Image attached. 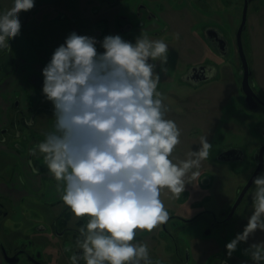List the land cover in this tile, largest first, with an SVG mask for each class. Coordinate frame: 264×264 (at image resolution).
Returning <instances> with one entry per match:
<instances>
[{
    "label": "clouds",
    "instance_id": "obj_1",
    "mask_svg": "<svg viewBox=\"0 0 264 264\" xmlns=\"http://www.w3.org/2000/svg\"><path fill=\"white\" fill-rule=\"evenodd\" d=\"M34 6V0H14L0 13V49L10 48L9 41L20 35L19 13ZM168 52L163 40L143 34L133 43L119 34L98 41L73 31L42 69V93L52 104L54 124L29 153L42 155L74 216L88 217L76 240L82 255L73 254L71 264L81 259L85 264H154L148 245L133 242L137 231L151 233L168 222L162 190L179 197L209 158L212 145L206 136L186 159L173 156L181 130L166 118L169 109L157 91ZM253 185L252 214L242 233L226 244L229 257L241 242L264 232V173ZM245 254L253 264H264V241L250 244Z\"/></svg>",
    "mask_w": 264,
    "mask_h": 264
},
{
    "label": "flooded vegetation",
    "instance_id": "obj_2",
    "mask_svg": "<svg viewBox=\"0 0 264 264\" xmlns=\"http://www.w3.org/2000/svg\"><path fill=\"white\" fill-rule=\"evenodd\" d=\"M6 2L8 7L0 1V13L10 9L14 0ZM34 3L35 6L31 10L19 13L20 35L9 41L10 48L0 49V104L5 105L0 106V145L9 149L6 152L0 149V157L6 155L9 159L6 166L4 164L5 167H1L0 162L1 178L6 179L11 175L10 167L13 163H19L21 148H27L29 151L42 142L43 133L50 130L54 124L52 104L42 93V69L50 61L54 50L63 44L73 31L81 35L85 28L93 27L97 28L93 37H96V32L100 33V37L97 35L99 39L119 34L126 41L133 43L140 34L147 35L152 40L161 39L169 48L167 71L161 73V78L167 77L168 81L175 79V83L183 81L197 89L202 88V84L220 77L224 71L222 65H215L211 58L214 53L222 58L229 53V39L220 29L225 20L214 19L215 13L228 18V6L220 5L218 1L217 5L220 7H215V0H53L40 5L34 0ZM183 17L184 21L185 17L191 19L189 28L194 37H191L190 43L195 44V47L182 41L180 32ZM39 22L41 27L37 25ZM194 24L199 31L193 28ZM97 46L98 51L103 52L100 45ZM195 50L199 53L196 60H183V55L195 57ZM155 63L156 71L159 72V61ZM238 74L242 79L241 67L238 68ZM250 80L257 96L264 101L258 91V85L253 81L252 71ZM243 97L245 103V96ZM263 107L260 103L256 113H260ZM30 120L34 121L31 126L27 123ZM258 129L263 141L256 146L255 151L264 145V130L261 127ZM232 147L235 146L219 150L217 158L231 162L234 167H244L242 161L246 156L243 150L242 158L241 153L229 154L225 156L226 160L220 157L224 150ZM26 157L31 161L29 165L38 173L48 170L45 164L36 161V158L42 159V155L37 157L28 153ZM256 166L255 161L253 171L239 185L234 202ZM262 173L264 169L258 176ZM253 186L252 184L229 219L227 217L234 202L228 209H220L219 212L203 210L191 218L177 215L168 220L169 222L175 218L182 223H189L207 213L210 218L202 233L181 235L172 231L167 222L161 226L160 231L147 232L142 238L136 236L133 242L148 240L152 243L150 246H153L155 254L150 255V258L154 264H253L250 256L242 255L240 251L233 252L231 257L227 255L225 232L224 228H221L235 225V215L245 200L237 216V224L240 227L244 224L242 219H245L248 206L252 205V202L247 204L246 200L255 190ZM38 202L41 207L44 205L48 212L49 208L53 207H60L61 211L46 221L45 215L40 218L38 214L41 213L40 210L43 211L42 208L36 211L30 207V220L26 218L21 221V211L15 206L12 197L0 195V264H71L70 258L73 254L82 255V250L76 246V240L80 235L79 228L86 225L88 217L77 218V226H71L69 221L74 214L62 200L59 201L62 202L59 206H56L55 202ZM165 236L171 245L168 250L166 247L163 249L165 256H162L158 253V244L161 240L166 242ZM257 238L256 243L264 241V236L257 235ZM53 250L63 253L54 257ZM78 264H85V261L81 259Z\"/></svg>",
    "mask_w": 264,
    "mask_h": 264
},
{
    "label": "rangeland",
    "instance_id": "obj_3",
    "mask_svg": "<svg viewBox=\"0 0 264 264\" xmlns=\"http://www.w3.org/2000/svg\"><path fill=\"white\" fill-rule=\"evenodd\" d=\"M217 1L222 6L227 5V12H229L228 18L221 17V14L216 15L215 13L214 15V19L225 20L220 29L228 37L230 43L229 53L224 58L217 56L215 53L211 55L213 63L217 66L222 65L224 68L221 75L219 74L220 77L218 76L216 79L202 84V88L199 89L183 81L178 83H175V79L168 81V78L165 77L160 79L157 87V91L162 93L163 101L169 109L166 118L174 120L181 130V143L173 153L176 160L186 159L190 148L193 151L199 150L201 136H206L208 143L212 145L209 150L208 160L203 161L199 169L200 175L190 179L191 183L185 185V190L179 197H173L167 189L162 190L161 199L170 217L183 215L185 218H191L203 210L219 212L220 209H228L235 200L239 185L253 171L255 163L253 155L256 146L263 141V138L259 136L260 129L258 128L261 127L264 130V107L260 113L251 112L245 106L244 97L240 91L241 77L238 74V68L241 67V62L235 35L241 22L244 0H223V2L222 0H215V7ZM185 18L186 22L183 17L181 23L180 33L182 41H186V43L195 47V44L190 43L193 36L191 28H189V20L191 19ZM37 25L41 27L40 22ZM193 28L199 31L196 24H194ZM95 29L97 28H85L81 35L92 36L95 34ZM96 33L100 37V33ZM97 35L95 38L98 41H102L103 39L97 38ZM243 44L246 57L252 68L253 81L258 85V91L264 100V0H253L249 4L247 28L243 32ZM196 55H199L198 50H195V57L189 58V56L183 55L182 58L184 61H194L199 57ZM45 115L48 116L50 114ZM52 118L54 119V117ZM229 146H235L244 151L246 156V159L242 161L244 167H234L231 162L217 158L216 154L218 151ZM254 191L246 200V202L248 201L247 204L252 202L251 197ZM244 203L245 200L235 215V225H232L234 228L231 225L229 228L221 226L225 232V239L223 238L225 245L234 239L236 234L242 233L248 218L252 214V205H249L245 219L244 217L242 219L244 224L241 227L237 224V216ZM49 210L46 213L44 210L40 211L41 213H38L39 217L42 218L45 215L47 221L51 219L52 215L61 211L60 207L49 208ZM209 218L207 213L200 215L196 221L189 223H182L180 220L172 218L168 222V227L175 233H180L181 235L190 233L189 235L191 236L194 233H202L204 225L208 223ZM76 219L77 217L74 215L70 218L69 223L71 226H77ZM161 226L163 225L154 230L156 232L160 231ZM145 233L147 232L137 231L136 236L142 238ZM257 235L262 237L264 232L258 230L246 243L241 242L235 253L240 251L242 255H245V249L250 244L257 242ZM164 238L166 242L161 240L158 244V253L162 256H165L162 253L163 249L166 247V250H168L171 245L168 238L166 236ZM139 242L148 245L150 255L155 254L153 246H150L152 244L150 241L142 240ZM167 244L169 246H166ZM62 253L61 251L53 250L54 257L61 256Z\"/></svg>",
    "mask_w": 264,
    "mask_h": 264
},
{
    "label": "crops",
    "instance_id": "obj_4",
    "mask_svg": "<svg viewBox=\"0 0 264 264\" xmlns=\"http://www.w3.org/2000/svg\"><path fill=\"white\" fill-rule=\"evenodd\" d=\"M0 1L4 6L8 7L6 0ZM52 1L53 0H36L35 2L37 5H40ZM0 106L5 107V105L1 104ZM0 149L4 150V152L9 151L4 145H0ZM20 152L19 163H13L10 167L12 169L11 175L6 179L0 176V195H9L12 197L15 206L21 211V214H19L21 221H25L26 218L30 220V207L36 211L42 208L45 212H48L47 208L43 207L44 205L42 207L40 206L41 203L38 202L39 200L42 204H45V202H55L56 206H59V203L62 202H59L61 201V194L56 190L58 182L52 174L48 170L43 173H38L29 165L28 158L26 157L29 153L27 148H21ZM8 160L6 155L3 157L1 156V167H3L4 164L6 166ZM36 161L39 164H44L43 158H36Z\"/></svg>",
    "mask_w": 264,
    "mask_h": 264
},
{
    "label": "water",
    "instance_id": "obj_5",
    "mask_svg": "<svg viewBox=\"0 0 264 264\" xmlns=\"http://www.w3.org/2000/svg\"><path fill=\"white\" fill-rule=\"evenodd\" d=\"M253 0H244L243 2V7H242V16H241V22L238 26V29L236 31V45H237V50L238 54L240 57L241 61V74H242V79H241V84H240V91L242 94L245 96V104L247 108L250 111L256 112L258 111L259 104L264 105V101L259 99L257 96L254 87L251 83L250 76H251V67L249 64V61L246 57L245 51H244V45H243V32L247 28V20H248V7L249 4ZM232 153H241V157H243L244 153L242 149L237 148V147H232L227 150H224L221 154L220 157L222 159H225V156H228L229 154ZM254 159L257 162L256 169L250 176L249 180L246 182L242 190L240 191L236 201L234 202L232 209L227 217V219L231 218L233 215L235 209L239 206L240 202L242 201L243 197L247 193V191L250 189V187L253 184V180L255 177L258 176V174L264 169V145L260 146L257 148V150L254 152ZM230 160V157L228 158ZM226 160V159H225ZM191 219H188L190 221Z\"/></svg>",
    "mask_w": 264,
    "mask_h": 264
}]
</instances>
